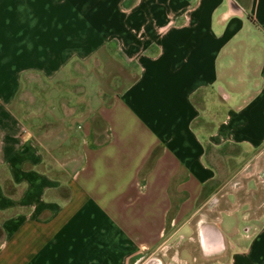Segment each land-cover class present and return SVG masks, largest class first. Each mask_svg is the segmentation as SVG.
I'll return each mask as SVG.
<instances>
[{
    "label": "crops",
    "instance_id": "0c3cea01",
    "mask_svg": "<svg viewBox=\"0 0 264 264\" xmlns=\"http://www.w3.org/2000/svg\"><path fill=\"white\" fill-rule=\"evenodd\" d=\"M35 78L61 102L65 85L79 91L80 110L63 111L81 123L67 138L80 158L58 165L68 183L45 169L50 134L36 138L22 110ZM229 144L238 155L208 157ZM263 157L264 0H0V264H130L178 242L194 263L185 246L213 181L207 218L221 227L228 212L240 238L208 264H264V187L249 168Z\"/></svg>",
    "mask_w": 264,
    "mask_h": 264
},
{
    "label": "rangeland",
    "instance_id": "374dc122",
    "mask_svg": "<svg viewBox=\"0 0 264 264\" xmlns=\"http://www.w3.org/2000/svg\"><path fill=\"white\" fill-rule=\"evenodd\" d=\"M96 78V74L94 75ZM37 81H33V86L29 85L27 90L25 92H29L31 96L34 97V104H30V107L26 106V110L22 108L23 111H26V113H29L31 118L27 121L28 128H33L35 125H42L45 122L48 123H58L59 127L54 130V135L51 138L50 134L49 139L45 138L44 140L40 141L42 145L40 146L42 150V154L46 158L45 163V169L52 172L53 176L58 177L62 179L63 181L70 180V176L68 171L64 170L63 168L59 167V164L67 163L68 161L72 159H78L80 158V143L78 140V137L72 138L71 140H68L67 138L70 137V132L77 133L78 134V124H81L80 121H73V120H66L64 119L65 115L63 114V108L62 104L60 103L61 100H59V92L57 91H51V93L48 96V89L46 85L39 82V79H34ZM78 84V83H77ZM79 85V84H78ZM88 85V84H87ZM94 86V85H93ZM90 87L88 89V92L90 91V94L94 97V100H97L99 97L97 85L94 87ZM62 93L60 97H65L63 101V106H67L69 108L75 109V111H79L81 107L80 100L76 97L78 96L77 93L79 92L76 88L73 87L71 84L65 85L62 89ZM89 96V97H92ZM42 99L45 101L42 102ZM17 112L19 113V116L22 114L20 112V106L17 108ZM33 116H39V118H33ZM75 134V135H77ZM74 135V134H73ZM43 145L48 148L46 152L43 148ZM64 145H66L64 147ZM50 147V148H49ZM248 157L250 155H247ZM251 157V156H250ZM251 159L244 160L240 164H237L233 161L232 166L235 167V172H241L245 169V166L250 164ZM58 161V162H57ZM55 163V164H52ZM58 163V164H57ZM230 164V165H231ZM55 166V167H54ZM234 171L232 170V173ZM2 176L5 178L7 177L8 173L7 171H2ZM231 176V175H230ZM228 177V176H226ZM230 180V179H228ZM225 184V183H224ZM250 188H255V181L251 180L249 182ZM228 189H226L227 191ZM229 193H226V197H229ZM221 217L224 218V223L221 225L223 232L227 236L228 241L231 243V246H234V241L237 239L239 240L240 234L237 233V230L234 227L233 223V217L228 214V212H223L221 214ZM237 217V216H235ZM185 234L191 235L192 234V227L188 226L185 230ZM236 242V241H235ZM183 242H178L177 244H173L165 251L159 253L158 255L161 256L165 264H208L210 262H206L200 258L199 255V243L198 240L194 242H187L185 247H188L191 254L193 255V262L194 263H187L185 261V258H187L189 261H191L192 257L189 254V252L184 255L183 254ZM154 255V254H150ZM227 258H223L217 261L224 262ZM216 262V261H215Z\"/></svg>",
    "mask_w": 264,
    "mask_h": 264
},
{
    "label": "water",
    "instance_id": "95a60500",
    "mask_svg": "<svg viewBox=\"0 0 264 264\" xmlns=\"http://www.w3.org/2000/svg\"><path fill=\"white\" fill-rule=\"evenodd\" d=\"M249 168L251 169V167ZM222 186L221 182L213 181L206 191V196L212 195L211 197H214V205L217 204L216 206L220 202L217 192ZM196 226L200 258L206 262L225 258L229 250L228 240L219 224L207 217H202L197 220ZM130 264H165V261L159 255L139 253L130 259Z\"/></svg>",
    "mask_w": 264,
    "mask_h": 264
},
{
    "label": "trees",
    "instance_id": "16d2710c",
    "mask_svg": "<svg viewBox=\"0 0 264 264\" xmlns=\"http://www.w3.org/2000/svg\"><path fill=\"white\" fill-rule=\"evenodd\" d=\"M21 100L28 107H30V104L31 105L34 104L33 102L35 101L34 97L31 96L28 91L24 92L21 95ZM63 101L61 102V104H62L61 106L63 108V111L68 116H71L75 112V109L69 108L67 106H63V104H64ZM201 101H202L201 98L199 99V96H196L195 102H197L200 105V104H203ZM58 127H59V124L57 122L56 123L45 122L44 124H42L40 127H38L35 130L36 138H38V139L44 138L45 136L51 134ZM93 128H94L95 133L101 134V136H102L104 130L106 129V125H105L104 121L101 118L98 117V118H95L94 121H93ZM239 152H240V149L237 146L229 144V145L226 146V148L222 152H217L213 148L210 147L208 149V151H207V155H208V157H211V156H213L215 154L222 155V156H225V155H238ZM158 153H159V151H156L153 154V157H152V159H151V161L149 163L150 166L154 163V161L158 157ZM1 181H2V184L4 186L5 193L7 195H12V194L16 193V188H15L13 182L10 179L5 178L4 176L1 175ZM57 192H58L59 196L62 197L63 199L68 200L71 197V192H70V190L67 187L61 188ZM0 238H3V232L1 230V228H0Z\"/></svg>",
    "mask_w": 264,
    "mask_h": 264
},
{
    "label": "flooded vegetation",
    "instance_id": "af4514ba",
    "mask_svg": "<svg viewBox=\"0 0 264 264\" xmlns=\"http://www.w3.org/2000/svg\"><path fill=\"white\" fill-rule=\"evenodd\" d=\"M254 166L253 167H251V173L252 174H254V175H256L257 177H258V179H259V181L262 183V185H263V187H264V174H263V170H264V157L263 158H260V159H258L256 162H254ZM249 173V172H248ZM222 190H223V187H222V189H221V192H218V196H219V198H220V202H221V193H222ZM207 202V200L205 199L204 200V202ZM203 202V203H204ZM213 205H214V200H213V202H211V203H207L204 207H203V210H202V212H201V214H200V216L198 217V219L197 220H199V218H202V217H207L208 215H210L209 213V209L211 208V207H213ZM211 219H212V217H211ZM154 255H158V254H154Z\"/></svg>",
    "mask_w": 264,
    "mask_h": 264
}]
</instances>
